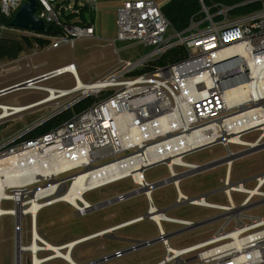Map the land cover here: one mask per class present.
<instances>
[{
    "label": "built area",
    "instance_id": "2783aa9c",
    "mask_svg": "<svg viewBox=\"0 0 264 264\" xmlns=\"http://www.w3.org/2000/svg\"><path fill=\"white\" fill-rule=\"evenodd\" d=\"M37 1L42 6L40 9L38 6L37 16L47 25L55 26V33L48 35L53 38L48 37L49 48L63 44L74 47L77 39L96 36L94 24L62 21L61 11L55 9L57 0ZM82 1L91 7L99 4V0ZM262 1L258 10L237 15L230 12L232 7L225 6L211 12L201 1L204 16L192 19L183 32L171 29L159 0H122L116 6L113 41L137 40L147 52L135 60L119 58L116 68L91 82L92 87L86 92L56 89L57 98L77 91L81 93L34 125L0 138V184L4 185L0 206L5 210L0 216L8 214L16 219L30 216L31 219L29 228L16 229L14 264H23L24 259L34 264L36 257L40 260L38 264L61 258L55 256L56 251L49 246L51 242L39 233L37 222L34 225L35 212L30 210L34 201L39 202L36 218L44 207L60 202L71 205L77 215H86L139 194L145 195L147 200L145 215L128 219L122 223L124 226L103 236L111 239L117 230L144 220L157 225L158 236L133 240L125 248L84 264L119 259L157 242L162 243L164 255L153 264H264V216L248 211L264 203V171L240 180L233 176L236 159L255 152L251 150L257 146L264 148ZM22 3L23 0H0L1 12L12 16ZM73 6L72 1L64 4L68 12H74ZM177 46L184 48V57L168 65L153 64ZM146 66L150 68L137 72ZM65 73L69 72L51 77ZM47 76L45 73L23 82L27 83L26 88L37 89L30 82L38 84L39 80L49 78ZM86 97L94 100L83 111L46 133L28 137L40 123L74 107ZM18 107L0 103V121L25 111L17 110ZM252 131H259L258 136L253 140L244 139ZM217 144L227 152L216 160L201 164L185 159ZM233 146L244 148L233 150ZM158 165L167 167L169 177L148 181L147 170ZM219 165H226V174L218 189L197 195L181 190L183 178ZM80 177L83 181L74 186ZM125 179L134 186L132 190L100 202H91L85 197L89 192ZM252 180H256L253 188L247 187ZM170 183L177 193L174 203L157 205L154 191ZM72 190L79 195L69 198ZM233 192L243 195L235 199ZM217 193L226 201L210 199ZM5 201L14 203L15 207L5 209L2 206ZM187 204L209 208L215 213L199 221L168 214L171 209ZM204 220L206 224L217 226L210 237L180 248L170 244L173 236L194 230ZM164 221L179 228L167 231L162 225ZM93 235L90 238L97 236ZM80 239L74 241L78 243ZM69 243L55 245L72 254L76 246L65 248ZM70 264L82 263L74 260Z\"/></svg>",
    "mask_w": 264,
    "mask_h": 264
},
{
    "label": "rangeland",
    "instance_id": "374dc122",
    "mask_svg": "<svg viewBox=\"0 0 264 264\" xmlns=\"http://www.w3.org/2000/svg\"><path fill=\"white\" fill-rule=\"evenodd\" d=\"M159 1L162 2L163 0ZM92 7L96 11L94 22L96 36L94 38H79L76 40L74 47L63 44L57 48H49L50 42L45 46H41L36 38L48 41L50 40L49 38H53L45 32L0 26L1 36L16 38L22 41L23 38L27 37L32 40V44H27L17 58L0 59V90L48 73L68 63H76L79 75L83 81L86 83L94 82L113 71L117 66L119 58L135 60L145 54L147 48L137 40L113 41L116 36V7L113 5L103 6L98 3ZM74 11H79V9ZM38 84L57 89H71L75 87L76 79L71 73H65L39 81ZM80 93L81 91H77L73 95L56 98L25 110L20 115L0 121V138L12 136L34 125L68 104L72 98ZM48 95V91L21 88L0 96V103L13 106L29 105L42 100ZM258 134L259 131H252L244 136V139L253 140ZM243 148L244 146H233V150H241ZM226 152L227 150L221 144H217L211 148L192 153L185 159L189 162L204 164L222 157ZM176 169L179 168L176 167ZM262 171H264V148L236 159L233 163V176L236 180L255 175ZM225 174L226 165H219L207 171L198 172L183 178L180 188L188 195H197L215 190L220 187L221 180L224 179ZM145 177L151 182L159 181L169 177V170L165 165H158L147 170ZM255 183L256 180H252L247 184V187L253 188ZM133 188L134 186L130 180L125 179L102 189L89 192L85 197L91 202H100ZM176 195V189L170 183L157 188L153 193V198L157 205L166 206L174 203ZM232 195L235 199H238L243 194L233 192ZM210 199L214 201H226L224 196L219 193L213 195ZM2 206L5 209H9L15 207V204L5 201ZM146 210L147 200L143 194L133 196L122 203L102 207L86 215H77L76 210L71 205L60 202L44 207L38 214L37 225L39 233L47 238L48 241L54 244H64L89 236L91 232L100 230L108 225H117L128 219L145 215ZM248 211L249 214L264 216V203ZM214 213L215 211L212 209L189 204L168 211V214L172 217L196 221L210 217ZM18 219L20 220V223L18 222L19 227H23L24 229L29 228L30 216ZM16 224L17 219L11 215L5 214L1 217L0 250L2 264H14L17 241ZM162 225L167 231L179 228L178 225L165 221L162 222ZM216 227V224L198 226L192 231L173 236L170 239V244L175 248L194 244L210 237L215 233ZM156 236H158L157 225L151 220H144L117 230L111 239L109 236L102 235L79 241L71 255L75 261L84 264L87 261L96 260L116 248H125L133 240L152 239ZM29 242L30 239H27L26 243ZM163 255L164 247L162 243L157 242L136 251L128 252L122 258L112 259L99 264H153L160 260ZM23 264H30V261L27 260L26 262L24 259ZM43 264L70 263L62 258H54Z\"/></svg>",
    "mask_w": 264,
    "mask_h": 264
},
{
    "label": "trees",
    "instance_id": "16d2710c",
    "mask_svg": "<svg viewBox=\"0 0 264 264\" xmlns=\"http://www.w3.org/2000/svg\"><path fill=\"white\" fill-rule=\"evenodd\" d=\"M26 0H23L25 2ZM72 1L74 12H68L64 8L68 2ZM210 8L211 12H216L217 8L232 7L230 12L232 14H245L262 7V0H165L161 2V8L168 19L171 29L178 32L185 31L191 24L192 19H200L204 16L202 11V2ZM41 4L39 9L41 8ZM56 11H61L60 18L65 23L69 24H94L96 11L89 4L84 3L82 0H57L55 4ZM16 13V12H15ZM15 13L12 16H5L0 9V26L13 27L11 26V20L13 19ZM59 31V30H58ZM57 31V32H58ZM51 35L55 32L48 31L45 32ZM37 42L41 46H45L50 41L36 38ZM27 44H32V40L25 37L22 40L16 38H10L0 35V59H15L24 50ZM50 44V43H49ZM147 52V51H146ZM145 52V53H146ZM185 51L182 46H177L166 53H164L160 58L154 61V65H168L177 59L184 57ZM150 66H146L137 70V72H142L149 69ZM92 97H86L85 99L78 102L74 107L66 109L62 113L48 119L42 124L38 125L32 131L29 132L28 137H33L42 133H46L51 129L57 127L61 123L69 120L75 113L83 111L92 102ZM38 218V217H37Z\"/></svg>",
    "mask_w": 264,
    "mask_h": 264
},
{
    "label": "bare ground",
    "instance_id": "6f19581e",
    "mask_svg": "<svg viewBox=\"0 0 264 264\" xmlns=\"http://www.w3.org/2000/svg\"><path fill=\"white\" fill-rule=\"evenodd\" d=\"M71 64L72 63H68L66 65L58 67L59 69L56 68V69H53V70L49 71L48 73H46V74L50 73V75H48L47 77L51 78V76H53L54 74H59L61 72H69L72 75H74V78L76 79V85H75L74 88H72V90H82L83 92H86L87 90H89L92 87V85H91L92 83L91 82L86 83L85 81H83L81 79L80 75H79V71H78V68H77L76 64H73V65H71ZM30 84H35L37 89L48 91L49 95L47 97L43 98L42 100H39V101L34 102L32 104L20 105V107L17 108V110H19V111H24V110H26L28 108H31V107H34V106H37V105H40V104H44L46 102L54 100L55 98H57L59 96V95H57V93H58V91L56 90L57 88L42 86V85L36 84L35 82H30ZM26 87H27V83H24V87L23 88H26ZM21 166H23V165L21 164ZM39 172L42 173L41 171H39ZM82 181H83V177H80V179L78 180V182H76L74 184V186L77 183L82 182ZM139 184H141V182H139ZM3 187H4V185L0 184V194L2 192ZM74 194L79 195L78 192H76L75 190H72L69 193V195H71V197H69V198H72V197L74 198ZM38 207H39V202L34 201L33 204H32V207L30 209L33 212H35L34 220H33L34 225H36V222H37V220H36L37 219L36 218V212H37V208ZM4 212H5V210L0 206V214L4 213ZM0 218H1V216H0ZM122 226H124V224L120 223V224H117V225L112 226V227L107 229V230H110V231H105V232L102 231V232H99V233H95L94 235H97V236L106 235L108 233H111L114 229L120 228ZM34 235H35V239H37V233H34ZM90 237H91V235L87 236L85 238H81L79 241L86 240V239H88ZM76 244L77 243L75 241H71L65 248H71V247L73 248V247L76 246ZM35 246H36V243L34 242L33 243V247H35ZM49 246H50V248H52V249H54L56 251V255L55 256L61 257L62 259L66 260L69 263L74 261L72 255H71V251L63 252V250L60 249V247L58 245H55L53 243H49ZM19 250H21V248H19ZM39 262H40L39 258L36 257L35 260H34V264H38Z\"/></svg>",
    "mask_w": 264,
    "mask_h": 264
},
{
    "label": "water",
    "instance_id": "95a60500",
    "mask_svg": "<svg viewBox=\"0 0 264 264\" xmlns=\"http://www.w3.org/2000/svg\"><path fill=\"white\" fill-rule=\"evenodd\" d=\"M39 6V2L37 0H26L25 2L22 3L20 8L16 11L13 19L11 20V26L19 28V29H25V30H36L39 32H48V31H55V26L52 24L47 25L45 21L38 17L36 12ZM50 75V74H48ZM24 82H20L17 84H14L12 86L3 88L0 90V94L3 92H11L14 90H18L24 87ZM48 120V119H47ZM45 120V121H47ZM43 121V122H45ZM42 122V123H43ZM40 123V124H42ZM39 124V125H40ZM261 147H255L251 151H256L260 149ZM18 219H17V224H16V229L18 231ZM207 221H202L199 222L197 225H204L206 224Z\"/></svg>",
    "mask_w": 264,
    "mask_h": 264
},
{
    "label": "crops",
    "instance_id": "0c3cea01",
    "mask_svg": "<svg viewBox=\"0 0 264 264\" xmlns=\"http://www.w3.org/2000/svg\"><path fill=\"white\" fill-rule=\"evenodd\" d=\"M121 1L122 0H99V4H101L103 6H105V5H113L114 7H116ZM162 2H165V0H163ZM112 226H115V225H111V226L108 225V226H106V227H104V228H102L100 230H96L94 232H91L90 235L95 234V233L102 232V231H104V230H106V229H108V228H110ZM116 249H118V248H116Z\"/></svg>",
    "mask_w": 264,
    "mask_h": 264
}]
</instances>
